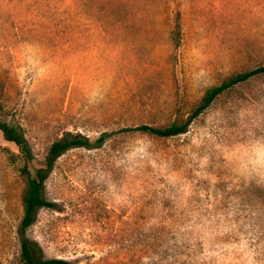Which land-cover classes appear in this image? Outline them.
Listing matches in <instances>:
<instances>
[{"label":"rangeland","instance_id":"rangeland-1","mask_svg":"<svg viewBox=\"0 0 264 264\" xmlns=\"http://www.w3.org/2000/svg\"><path fill=\"white\" fill-rule=\"evenodd\" d=\"M264 0H0V119L18 126L54 204L27 237L68 264H264ZM0 133V264H20L25 162Z\"/></svg>","mask_w":264,"mask_h":264},{"label":"trees","instance_id":"trees-1","mask_svg":"<svg viewBox=\"0 0 264 264\" xmlns=\"http://www.w3.org/2000/svg\"><path fill=\"white\" fill-rule=\"evenodd\" d=\"M260 74H264V66L250 71L236 73L224 80L219 86L208 89L202 96L199 104L194 108L191 117L186 121L176 120L165 127L141 125L135 128L126 129L124 132L148 134L158 138H172L184 134L191 121L209 108L219 96ZM0 133L5 141L12 143L17 148L19 153V155H15L8 152V159L11 160L12 163L19 158L25 162L19 170L24 179V190L21 198L22 219L17 231V237L20 244V264H68L62 260L45 258L38 243L29 239L26 233L34 224L37 212L40 209L54 207V204L48 202L43 194L44 182L52 171L56 160L72 149L100 148L111 137V134H102L93 142L80 134H67L65 137L58 139L51 144L43 163L32 172L28 168L27 163L32 162L34 157L20 128L0 119Z\"/></svg>","mask_w":264,"mask_h":264}]
</instances>
